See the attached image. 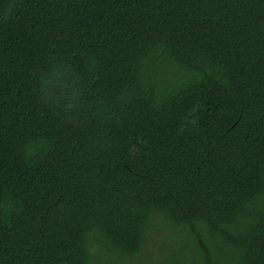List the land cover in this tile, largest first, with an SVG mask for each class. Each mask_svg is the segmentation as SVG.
Instances as JSON below:
<instances>
[{"label": "trees", "instance_id": "obj_1", "mask_svg": "<svg viewBox=\"0 0 264 264\" xmlns=\"http://www.w3.org/2000/svg\"><path fill=\"white\" fill-rule=\"evenodd\" d=\"M166 227L171 264H264V0H0V264Z\"/></svg>", "mask_w": 264, "mask_h": 264}, {"label": "rangeland", "instance_id": "obj_2", "mask_svg": "<svg viewBox=\"0 0 264 264\" xmlns=\"http://www.w3.org/2000/svg\"><path fill=\"white\" fill-rule=\"evenodd\" d=\"M185 235L187 233L181 232L180 229L173 227L163 228L160 232L157 230L152 231L149 236V247L141 254L136 264H171L168 256L169 248L162 244V240L170 238L171 241H174L173 246L171 245L170 248L172 251H175L181 246L182 240L186 239L183 237Z\"/></svg>", "mask_w": 264, "mask_h": 264}]
</instances>
